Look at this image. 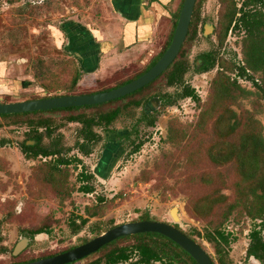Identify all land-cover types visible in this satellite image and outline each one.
I'll return each mask as SVG.
<instances>
[{"label": "rangeland", "instance_id": "rangeland-1", "mask_svg": "<svg viewBox=\"0 0 264 264\" xmlns=\"http://www.w3.org/2000/svg\"><path fill=\"white\" fill-rule=\"evenodd\" d=\"M199 1L203 25L198 40L189 49L192 68L185 79V86L195 89L199 101L185 99L175 106L153 101L164 94L176 97L182 90V87H167V80L163 78L147 89L144 96L149 101L141 108L124 110L125 104L140 100L139 95L103 108L39 116L51 121L53 131L52 138H48L46 128L40 129L44 146L56 142L65 149L61 158L74 160L70 167H60L59 171L54 168L58 158L29 159L23 153V143L34 146L35 142L27 141L28 126L12 122L20 123L28 118L14 121L0 118V140L10 143L0 148V264H26L66 253L99 237V232L103 235L117 226L141 222L143 216L154 222L179 226L194 236L216 264H221L215 246L194 233L205 235L209 220L195 217L188 205L215 190H221L230 202L236 200L237 171L233 163L215 166L211 154L219 151L213 148L217 143L220 149L227 150L246 130L256 129L264 138V98L257 88V84L263 87L264 74L250 70L246 77L239 75L238 68L248 69L244 30H232L223 47L220 46L219 28L227 0ZM244 1L234 0L239 10ZM116 18L112 0H0V61L8 66L7 75L0 77V104L88 95L92 89L112 88L142 73L166 47L175 19L156 24L153 42L146 47L141 45L143 50L133 57L135 50L124 47L121 27L110 23L118 25ZM73 23L88 26L97 37L101 29H107L110 35L107 38L113 41V51L105 53L107 58L102 60L100 70L88 77L81 70L77 56L58 41L61 28ZM207 52L218 53L224 67L219 60L212 71L197 72L195 66L202 67L199 57ZM114 54L126 56L117 60ZM77 73L80 80L74 87ZM221 77L230 78L231 83L236 81L247 93L234 89V101L214 103L211 86ZM151 102L159 106L151 116L155 120L153 127L142 120ZM118 107H123V111L110 127L109 133H113L108 134L105 126L95 127L102 141L88 145L92 149L90 156L81 154L75 147L83 141V126L69 119L82 116L98 120L100 115ZM224 113L226 117L219 121ZM237 118L244 126L236 135L228 137L227 123H234ZM127 133H132L130 140H116L117 135ZM113 141L122 147L116 152L109 173L106 172L108 177L104 178L97 171L102 169L103 163L109 165L110 160L105 161V150ZM140 142H144L143 148L132 154L134 143ZM68 148H71L69 153ZM107 167L103 168L104 172ZM84 172L95 175L90 182L94 189L92 195L80 192L81 187L87 185L80 181ZM204 174L211 176L205 185L200 181ZM174 209L178 212V223L172 217ZM216 211L221 212V208ZM81 217L89 219L90 223L75 235L71 223L77 221L80 225ZM261 223L235 212L223 225V230L233 236L231 247L223 252L225 264H253L247 249L251 232ZM39 230L49 235L32 238ZM26 239L30 240L29 245L15 256L16 248ZM136 242L135 239L120 241L78 264H103L108 253L131 247ZM137 259L135 256L132 262Z\"/></svg>", "mask_w": 264, "mask_h": 264}, {"label": "trees", "instance_id": "trees-1", "mask_svg": "<svg viewBox=\"0 0 264 264\" xmlns=\"http://www.w3.org/2000/svg\"><path fill=\"white\" fill-rule=\"evenodd\" d=\"M184 3L185 0H182L179 10L174 16L175 22L173 26V33L166 47L162 50L161 54L158 57L153 59V61L142 73L132 79L121 82L112 88H95L88 93H105L126 86L128 83H131L144 76L152 68H154L155 65L163 58L172 43ZM199 3L200 1H198L196 5L190 32L179 57L171 65L167 72H165L160 78H158L152 84H149L144 89L122 99L98 106L59 109L47 112L41 111L20 115H1L0 118L4 120L28 118V121H21L19 123L13 120L14 122H12L15 125L18 124L22 126H28L30 128V131L29 133H27V141L37 142V145L35 146H28L27 143L22 144V151L26 155V157L29 159L58 158L57 164L54 167L56 171H59L60 167L63 166L70 167L72 165V162H74V160L72 159L61 158L65 149L60 144H57L55 142L53 144L51 143V146H44V138L42 134L39 133L40 129L46 128L48 138H52L53 131L51 129V121L49 119L40 118L39 116L103 108L119 102H127L128 100L132 98L134 99L139 95H141L140 100L125 104L124 110H128L131 108H141L149 101V99L145 98L144 96L147 89H150L152 85L156 84L163 78H166L167 80V87H182L181 92L178 93L176 97L168 96L165 94L158 96L165 104L169 106H175L179 101L185 99L199 101L195 89L189 86H185L186 76L190 73L192 68L189 60V49L198 40L201 33L200 27L203 25L200 15L201 13ZM224 4L226 6V10L222 13L223 15L220 23L218 37L220 46L223 47L229 33L232 30H244L247 35V39L245 41V60L247 62L248 69L246 67L238 68L239 75L241 77H246L248 76V71L250 70L254 72H263L264 74V0H245L240 10L237 8V4L234 2V0L224 1ZM258 7H261V9H251ZM69 25L72 26L74 24ZM64 28L65 27H63V30H65ZM72 31L73 30H71V32ZM66 32L71 34L67 30ZM199 58L202 62V67L199 68V66L196 65L195 69L200 73H207L212 71L217 66V64L222 61L219 59V54L213 52L204 53L200 55ZM222 65L224 67L223 61ZM75 78L76 79H74L73 85L74 87H77V82L80 80V74L77 73V76ZM211 88L213 90L214 103H227L230 101H234V94L236 90L241 91L242 93H247L245 90L241 89L236 81L234 83H231L230 78L226 79L224 77L216 80ZM257 88L261 90L264 98V84L263 87H260L257 84ZM71 96L77 95L72 94ZM122 111L123 107H118L114 110L100 115L98 120L94 118L88 119L82 116L71 117L69 119L70 122L78 123L83 126V129L81 131L83 141H79L76 144L75 148H77V150L81 154L90 156L92 154V149L88 145H98L102 141V137L94 131V128L105 126L106 131L110 132V127L119 119ZM223 117H226V113H224L223 116H220L219 121H223ZM142 120L146 121L148 123V126L153 127L155 125L154 118L147 116L145 113L142 117ZM243 126L244 123L239 118H237L234 123H231L229 121L226 127L227 136L232 137L236 135V133L242 130ZM131 136L132 133H127L119 135L118 137L121 140L128 141L131 139ZM237 140L238 141L233 143L227 150L220 149L217 143L213 148L219 151H217V153L214 152V154H211L215 166L222 167V164L233 163L232 167L237 171L236 182L234 183L236 200L234 202H230L229 198L226 195H223L221 190H215L207 196L205 195L202 198L194 199V203H189L188 210L199 219L209 220V229L206 231L205 235H202L198 231H195L194 233L204 238L208 243L215 246L214 249L220 257L221 264H225V260L223 257V252H225L224 249L230 248L233 242V236L223 230V225L230 220L235 212H238L241 216H248L254 222L261 221L262 223L261 225H259L260 227L258 228L255 226L250 234L251 243L247 251L249 258H255L261 264H264V138L259 131H257L256 129H252L242 132L240 135H238ZM8 145H10L9 142L0 140V148L6 147ZM121 145L122 144H118L114 141L109 144V146L105 150V161L110 160L109 165L108 162L106 164V162L104 161L105 163H103V166L101 165L102 169H99L97 171L98 175L104 178L108 177L107 174L109 173V168L114 164L115 161L113 159L116 156V152L121 149ZM134 146L135 147L132 151V154H137L143 148L144 142H140L139 144L134 143ZM66 151L68 153L71 152V148L66 149ZM211 152L213 151L210 150V153ZM106 165L108 167L104 172L103 168ZM80 178V181H82L84 184H87L81 187L80 192L86 195H92L94 193V189L90 186V182L94 180L95 175L84 172L81 174ZM210 179V174H204L201 177L200 181L203 185H205L209 182ZM222 182L223 184H225V181L222 180ZM218 207L221 208V212L219 211V213L218 211H216ZM79 220L81 221L80 225H78L77 221H73V223H71V229L73 231V234L75 235L80 234L82 229L90 223L89 219L83 217L79 218ZM141 221L152 220L148 216H143ZM176 227L180 229L179 226ZM42 234L49 235V232H45L43 230L36 231L32 234V238ZM185 234L197 242L193 235L187 233ZM100 235L101 233L99 232V236ZM129 239H135L137 242L131 247L116 249L108 253L103 264H128L130 262L131 264H197L196 261L187 252L179 247V245L162 235L154 233L141 234L139 236L136 235L119 239L118 241L104 247L96 254H99L102 251L111 248L114 244H117L120 241ZM135 256H138V259L136 262H132ZM78 263L79 262L73 264ZM213 263L216 264L214 260ZM95 264H101V262H97Z\"/></svg>", "mask_w": 264, "mask_h": 264}, {"label": "water", "instance_id": "water-1", "mask_svg": "<svg viewBox=\"0 0 264 264\" xmlns=\"http://www.w3.org/2000/svg\"><path fill=\"white\" fill-rule=\"evenodd\" d=\"M199 0H185L180 19L172 43L163 58L147 74L126 86L115 90L94 95L61 96L43 100H34L19 103L0 104L1 115H20L25 113L47 112L59 109L81 108L107 104L124 97L130 96L160 78L179 57L188 38L190 27ZM153 102L148 106L150 108ZM172 217L176 223L179 221L178 212L173 210ZM154 233L162 235L187 252L197 264H214L211 256L199 243L188 237L176 226L154 221H141L117 226L94 240L83 244L66 253L34 261L26 264H73L98 253L101 249L119 239L141 234ZM29 239L20 242L14 255L19 256L29 245ZM258 260L252 258L253 264Z\"/></svg>", "mask_w": 264, "mask_h": 264}, {"label": "crops", "instance_id": "crops-1", "mask_svg": "<svg viewBox=\"0 0 264 264\" xmlns=\"http://www.w3.org/2000/svg\"><path fill=\"white\" fill-rule=\"evenodd\" d=\"M181 2L182 0H112L116 19L119 22L118 25L115 22L110 23L113 26L121 27L122 30H119L122 31L124 47L127 50L134 49L135 54L133 57H135L143 50V47L153 42L157 30L155 25H161L160 23L173 19L180 8ZM173 5L175 8H173ZM73 24L72 26L69 24L64 25L65 30L61 28V32H58V41L62 46H66L69 53H74L77 56L81 70L84 71L85 77H88V74L91 75L100 70L102 60L107 58L105 53L112 49L113 41L108 40L107 37H110V35L106 31L107 29H101L102 34L99 33L100 36L97 37L92 33L94 31L88 29V26L82 25V23ZM66 30L71 34L67 33ZM71 30L73 31L71 32ZM141 45H143L142 49H140ZM117 55L114 56V59L122 60L126 56L125 54ZM7 67L5 63L0 61V77L7 75ZM87 79V81H91L89 78Z\"/></svg>", "mask_w": 264, "mask_h": 264}, {"label": "flooded vegetation", "instance_id": "flooded-vegetation-1", "mask_svg": "<svg viewBox=\"0 0 264 264\" xmlns=\"http://www.w3.org/2000/svg\"><path fill=\"white\" fill-rule=\"evenodd\" d=\"M88 95H94V94H88ZM151 100H152V99H151ZM154 100H158L159 104L163 103V101H162L161 98H159V97H156V99H153V101H154ZM158 107H159V106H156V107H155V106H151L150 108L147 107V109H145V114H146L147 116H150V117H151L153 114H155V112L157 111L156 109H157ZM108 134H111V133L108 132ZM116 134H117V133H116ZM117 136H119V135H117ZM117 139H119V137H117L116 140H117ZM34 144L37 145V142H35ZM35 145H34V146H35Z\"/></svg>", "mask_w": 264, "mask_h": 264}]
</instances>
